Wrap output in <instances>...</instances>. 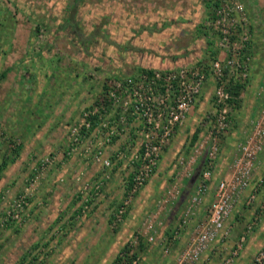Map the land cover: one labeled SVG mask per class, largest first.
Returning a JSON list of instances; mask_svg holds the SVG:
<instances>
[{
    "label": "rangeland",
    "instance_id": "1",
    "mask_svg": "<svg viewBox=\"0 0 264 264\" xmlns=\"http://www.w3.org/2000/svg\"><path fill=\"white\" fill-rule=\"evenodd\" d=\"M72 1L0 0V58H5L10 40L17 43L15 47L21 61L28 56L40 54L44 48L49 58L52 55H65L68 68H73H70L71 71L79 74L78 78L82 81L79 86L84 88L83 93L87 97L77 117L67 127L65 141L62 143L65 148L44 154L40 152L42 155L34 153L29 158L26 153L21 156L18 152L13 163L9 162L10 166H20L21 174L26 176L21 187L14 186L2 192L0 264H110L126 243L130 253H136L131 264H177L179 254L194 226L206 215L215 184L219 179L230 177L242 130L246 132V121L249 120L243 124L242 117L248 116L242 115L244 109H240L231 99L226 105L227 125L223 126L216 119L221 104L217 102L214 93L219 79L214 72V62L218 61L222 71L220 76L226 85L229 80H237L243 82L245 87L249 73L241 81L237 73V60L243 58L244 63L250 62V71L254 58L252 48L255 45L258 49L262 45L250 38V19L247 13L248 21L244 30L239 25V0H218L217 4L213 3L216 0H79L77 12L71 7ZM206 2H210V6H206ZM102 12L106 17L101 15ZM107 14L111 19L107 18ZM66 21L72 22L79 30L82 24L92 33L99 32L95 21L105 23L104 30L108 32L102 34L100 40L92 46L98 59L89 55L86 57L80 52L76 40L78 38L73 35L72 27H68ZM64 23L66 26H62ZM140 23L147 24L149 33L139 31L135 37H130ZM243 31L248 34L245 39L247 41L242 40ZM49 39L51 41L46 45ZM103 43L111 47L107 48ZM123 44H132L133 51L119 55L117 52L123 49ZM138 49L144 53H137ZM199 59L202 60L200 64L197 63ZM191 65L201 66L207 72L203 87L190 105L186 119L174 129L171 139L163 147L156 167L124 204L128 173L136 165V161L131 160V153L139 141L138 136L130 131L132 127L129 125L124 128L121 123L122 129L105 146L100 157L93 154L91 141L86 137L69 152L72 146L71 130L79 126L81 112L93 103H98L103 92L99 90L110 78L138 76L150 67L179 68ZM63 83L71 88L70 83ZM261 85H264V79ZM51 97V102L58 101L57 95L51 93ZM252 98L255 99V95ZM238 100H241V95ZM133 122L132 126H137ZM196 128H199L198 138L192 143L191 135ZM116 140L117 143L113 145ZM19 142L20 139L16 138L11 146ZM211 145L216 147L217 154L207 180L209 187L201 207L198 206L193 215L190 230L185 234L183 231L186 225L181 228L179 223L196 189V184L193 185L189 178L198 166V175H202L207 163L205 156ZM25 146L26 142L22 147ZM22 147L20 152H24ZM71 155L79 156L87 166H96V171L94 169L92 173H87V168H92L84 165L73 173L71 179L78 193L74 218L65 212L53 221L64 198H54L53 193H50L47 198L40 195L36 199L38 203L35 207L41 208L39 210L43 213L30 220L27 207L33 197L37 198L38 189L47 172L65 156ZM15 160L18 162L14 163ZM2 173L5 172L2 170ZM102 174H108V177L101 186L96 190L90 189ZM108 185L111 191H107ZM59 192L60 189L57 190ZM19 194L23 195L24 200L19 210L20 219L5 218L6 209ZM258 195L259 200H264V189ZM241 200L233 204L231 214L226 219V223L231 225L229 235L217 237L190 264H221L251 216V206ZM122 204L124 207L118 220L116 212ZM256 228L264 235V211ZM183 234L187 235V239H181ZM260 240L250 246H243L244 249L230 264H251L255 251L263 244Z\"/></svg>",
    "mask_w": 264,
    "mask_h": 264
},
{
    "label": "built area",
    "instance_id": "2",
    "mask_svg": "<svg viewBox=\"0 0 264 264\" xmlns=\"http://www.w3.org/2000/svg\"><path fill=\"white\" fill-rule=\"evenodd\" d=\"M237 6L240 13L239 25L244 30L248 17L241 0ZM241 37L242 40L247 41L245 39L248 38V34L243 31ZM249 65L250 62L244 63L243 58L237 60V73L241 81L246 73H249ZM214 66L218 69H214V72L219 78L214 93L217 102L221 104L216 119L224 126L228 122L226 105L231 93L220 76L222 71L217 60ZM206 77L207 72L201 66L191 65L168 69L153 68L152 73L145 70L138 76L110 78L104 84L106 88L103 89L104 92L98 103H93L84 109L81 112L79 126H74L71 130L72 146L69 152L77 147L76 144L82 138L86 137L91 141L93 154L100 157L104 153L105 146L122 129L121 123L125 128L134 120H138L134 133L139 141L131 153V160L136 161L135 168L132 170L135 171L133 184L123 201L124 204L127 203L129 197L156 167L163 147L171 139L174 129L186 119L190 105L200 93ZM95 114L97 117L93 119L92 115ZM251 124L250 131L244 134L238 144V153L232 161L230 177L219 179L215 184L206 215L194 226L186 245L179 254L177 264H190L217 237L224 238L229 235L231 225L226 223V219L231 214L235 202L242 199L241 201L251 206L252 212L242 227L239 238L223 257L221 264H230L238 256L261 220L264 200H259L258 192L264 186V175L254 172V164L259 155L264 157V101ZM216 154V147L211 145L207 151V163L201 178L184 208L179 223L181 228L187 224L204 199L209 185L207 180L210 178ZM106 177L108 174H102L90 186V189L99 188ZM22 198L23 195L19 194L18 198L12 200L9 208L6 209L5 218L10 217L17 221L20 219L19 210L24 203ZM124 204L117 208L116 219L118 220L121 218ZM252 260L251 264H264V243L255 251Z\"/></svg>",
    "mask_w": 264,
    "mask_h": 264
},
{
    "label": "crops",
    "instance_id": "3",
    "mask_svg": "<svg viewBox=\"0 0 264 264\" xmlns=\"http://www.w3.org/2000/svg\"><path fill=\"white\" fill-rule=\"evenodd\" d=\"M241 2L250 19V38L262 45L261 48L256 49L252 41V46L254 45L252 48L254 54L253 63L249 71L248 83L243 87V91L240 94L241 100L239 106L240 109H244L246 112L244 113L243 111L242 115L246 114L248 116V118L242 117V122L244 124L249 119L246 121V132H249L252 127L251 121L257 117L259 107L264 101V85H261L262 79H264V39H262L264 38V0H241ZM50 41L51 39L46 40V45ZM15 45L17 43L10 40L5 58H0V73H3V76L0 78V164L4 157L8 156L9 158L12 156L11 150H13L14 146L11 145L16 138L20 139L18 152L22 154L21 156L26 153L28 158L34 153L42 155L49 151L65 148L62 143L65 141L67 127L77 117L79 110L85 104V98H87L85 92L83 93L84 88L82 87L81 89V86H79L82 82L78 78L79 74L72 72L71 69L73 68H68V59L66 60L65 55H52L49 58V54L45 53L44 48L41 49L42 52L40 54L28 56L21 61ZM44 57L49 59H45ZM25 67L28 69H25ZM63 81L70 83L71 88L67 85L65 86ZM260 85L261 87H259ZM103 87L104 85H102L99 91H103ZM51 93L57 95V102H51L53 98L51 97ZM252 95H255V99L252 98ZM134 121L136 124L138 123V120ZM133 123L130 124V127H132L130 131L134 133ZM244 130H242V138L246 134ZM25 142L27 146L22 147ZM21 147L24 152L22 150L20 152ZM113 149L117 152L115 148ZM40 152L43 153L41 154ZM202 159L205 160V158ZM9 162L3 168L6 174L2 173L0 177V203H2V192L8 188L13 189L14 186L21 187L23 179L26 176L24 173L21 174L20 166L15 167L16 164L10 166L11 163ZM11 162L13 163V161ZM17 162L16 160L14 161V163ZM82 165L86 166V168H92V165L87 166V164H83L79 156L71 155L65 156L58 164L49 169L38 189L37 198L36 196L33 197L27 207V215L30 220L37 218L38 215L43 213L42 210H39L41 208L35 207L36 199L40 195L43 198H47L48 195L50 196V193H53L54 198L57 196H60L59 199L62 200L64 198L62 206H59L57 214L53 216V221L65 212H68L74 218L78 193L73 183L74 180L71 178L73 177V173ZM254 166L255 173H262L264 175V157L262 155H259L255 159ZM94 169L96 171V166H93L92 169L87 168V173L94 172ZM197 175L198 171L196 169L189 178V181H192L193 185H197L201 178V175ZM59 181H62V183H59ZM58 189H60L59 193H57ZM106 189L107 191H111L109 185ZM263 189L264 186L259 190L258 194ZM200 204L199 207H201ZM193 215L185 226L183 231L185 234L188 233L193 223ZM261 235L260 229L256 228L248 237L247 242H245V244H248H244V246H250L251 243L254 244L255 241H259L260 239V243H264V235ZM186 236L183 234L181 239H187ZM177 244H179V239L177 240Z\"/></svg>",
    "mask_w": 264,
    "mask_h": 264
},
{
    "label": "trees",
    "instance_id": "4",
    "mask_svg": "<svg viewBox=\"0 0 264 264\" xmlns=\"http://www.w3.org/2000/svg\"><path fill=\"white\" fill-rule=\"evenodd\" d=\"M218 0L214 1L213 3L214 4H217ZM212 4V3H211ZM206 6H210V2H206ZM213 53L215 52V50H211ZM197 63H202V60L199 59L197 61ZM168 68H174L172 66L170 67H162L161 69H168ZM140 69H145V68H140ZM147 71L149 73H152L153 72V68L150 67L149 69H147ZM3 76V73H0V78ZM243 82H238L237 80L236 81H230L227 82V89L230 91L231 93V97H230V101H233L235 102V104L239 105V101L238 100V96L240 95L241 91L243 90ZM104 89L106 88V86L104 85L103 87ZM104 92V91H103ZM102 92V94H103ZM97 103V102H95ZM239 103V104H238ZM97 117V115H92V118L95 119ZM198 134H199V128H196L192 135H191V139H192V143L198 138ZM18 149H19V145L16 144L14 145L13 147V150H12V156H10L8 158V156L4 157V159L2 160L1 164H0V176H1V171L3 170V168L6 166L7 162L8 161H13L18 153ZM206 160V159H205ZM205 164V162H204ZM199 168V166H198ZM197 168V170H198ZM134 172L135 171H130L128 173V177H127V186L125 188V193H127V191L130 189V187L132 186L133 184V177H134ZM141 245V244H140ZM135 255L136 253L133 252L132 254L130 253V247L128 245V243H126L125 245H123V247L119 250L118 253H116V255L114 256V258L112 259V261L110 262V264H131L133 259L135 258Z\"/></svg>",
    "mask_w": 264,
    "mask_h": 264
},
{
    "label": "flooded vegetation",
    "instance_id": "5",
    "mask_svg": "<svg viewBox=\"0 0 264 264\" xmlns=\"http://www.w3.org/2000/svg\"><path fill=\"white\" fill-rule=\"evenodd\" d=\"M78 2H79V0H73L71 2V7L75 9V12H77V9L79 8ZM68 8H65V9L67 10ZM68 12H69V10H68ZM101 15H103V17H106V14L103 13V12H102ZM101 15H100V18H101ZM107 18L108 19H111V17H109L108 14H107ZM76 19H77V17H76ZM65 23H66V25L68 27H72L73 35L78 38L76 40H77V44L79 46V50H81L80 52H82V54L84 56H86V57H88V55H89V57L95 58L96 57L95 55H97V53L92 49V46L95 45V42L96 41H99L100 40V37H101L102 34L104 35L105 32H108L107 30L106 31L104 30L105 23L101 24L100 21H95L94 24L99 27V32H97V33H92L91 30L87 29L82 24L80 25V28H82V29L79 30L78 28H76V27L73 26L74 24L72 22L66 21ZM65 23L62 26H64ZM78 24H80L79 21H78ZM139 31H141V32L143 31V33H149L148 28H147V24L146 23H140V24H138L134 28V31L131 33V36L130 37H135L138 34L137 32H139ZM90 32H91V34H90ZM123 43H125V42H123ZM102 45L105 46V47H107V48H110L111 47L109 44H105V43H103ZM87 50H91V51H93V53H91V52H89ZM108 50H110V49H108ZM132 51H133L132 44H130L129 46H125L123 44V49L120 48V52L118 51L117 53L120 55L121 53L132 52ZM114 52H115V49H114ZM138 52L140 54H143L144 53L142 51V49H138L137 50V53ZM187 53H188V51H187ZM188 55H189V53H188ZM162 57L164 58V56H162ZM96 58L98 59V57H96Z\"/></svg>",
    "mask_w": 264,
    "mask_h": 264
}]
</instances>
